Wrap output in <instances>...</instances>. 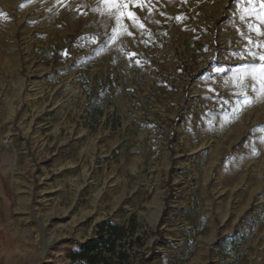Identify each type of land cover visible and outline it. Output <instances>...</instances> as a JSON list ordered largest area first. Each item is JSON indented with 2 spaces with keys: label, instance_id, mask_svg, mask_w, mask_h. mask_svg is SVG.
Here are the masks:
<instances>
[{
  "label": "rangeland",
  "instance_id": "obj_1",
  "mask_svg": "<svg viewBox=\"0 0 264 264\" xmlns=\"http://www.w3.org/2000/svg\"><path fill=\"white\" fill-rule=\"evenodd\" d=\"M264 264V0H0V264Z\"/></svg>",
  "mask_w": 264,
  "mask_h": 264
},
{
  "label": "trees",
  "instance_id": "obj_2",
  "mask_svg": "<svg viewBox=\"0 0 264 264\" xmlns=\"http://www.w3.org/2000/svg\"><path fill=\"white\" fill-rule=\"evenodd\" d=\"M125 226L103 221L97 227L94 238L69 253L67 264H129L130 252L124 248Z\"/></svg>",
  "mask_w": 264,
  "mask_h": 264
}]
</instances>
